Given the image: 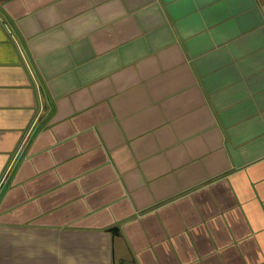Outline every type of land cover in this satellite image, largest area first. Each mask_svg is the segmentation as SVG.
Returning a JSON list of instances; mask_svg holds the SVG:
<instances>
[{
    "label": "crops",
    "instance_id": "1",
    "mask_svg": "<svg viewBox=\"0 0 264 264\" xmlns=\"http://www.w3.org/2000/svg\"><path fill=\"white\" fill-rule=\"evenodd\" d=\"M0 264H264V0H0Z\"/></svg>",
    "mask_w": 264,
    "mask_h": 264
}]
</instances>
